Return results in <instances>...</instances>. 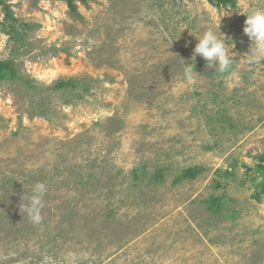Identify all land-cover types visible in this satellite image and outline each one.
<instances>
[{
    "label": "rangeland",
    "instance_id": "1",
    "mask_svg": "<svg viewBox=\"0 0 264 264\" xmlns=\"http://www.w3.org/2000/svg\"><path fill=\"white\" fill-rule=\"evenodd\" d=\"M234 1L0 5V264H264V0ZM213 27L234 79L193 57Z\"/></svg>",
    "mask_w": 264,
    "mask_h": 264
},
{
    "label": "clouds",
    "instance_id": "2",
    "mask_svg": "<svg viewBox=\"0 0 264 264\" xmlns=\"http://www.w3.org/2000/svg\"><path fill=\"white\" fill-rule=\"evenodd\" d=\"M247 19L243 29L244 34L249 37L252 42L250 55H247L250 63H259L264 60V8H257L245 14ZM223 35L213 28H208L203 31L198 43L194 48L193 57H202L209 68L218 65V71L221 74H226L227 79H234L237 72L233 69L235 60L232 58V50L230 45L226 44ZM224 36V35H223ZM199 75L191 64H185L184 79L187 83H192L194 76ZM47 188L43 183H37L32 190V195L29 197L26 205H21V208L27 212L33 223L39 224L42 220V209L44 207V197Z\"/></svg>",
    "mask_w": 264,
    "mask_h": 264
},
{
    "label": "trees",
    "instance_id": "3",
    "mask_svg": "<svg viewBox=\"0 0 264 264\" xmlns=\"http://www.w3.org/2000/svg\"><path fill=\"white\" fill-rule=\"evenodd\" d=\"M57 1H63L66 2L67 5L71 8V11L76 12V3H83L87 4L88 2L92 0H57ZM210 5H212L215 8H226L228 5L231 7H235L236 3L234 0H208ZM0 5L3 6L5 10V16L8 20H14V15L10 9V6L7 5V0H0ZM9 77H15V63L14 61L5 60L0 61V81L7 80ZM64 83H61L60 86H63ZM259 162L261 164H264V155L258 158ZM264 193V189L263 192Z\"/></svg>",
    "mask_w": 264,
    "mask_h": 264
}]
</instances>
